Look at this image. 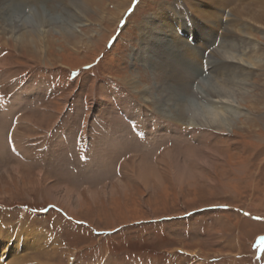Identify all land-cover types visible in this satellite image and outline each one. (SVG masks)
<instances>
[{
    "label": "rangeland",
    "instance_id": "1",
    "mask_svg": "<svg viewBox=\"0 0 264 264\" xmlns=\"http://www.w3.org/2000/svg\"><path fill=\"white\" fill-rule=\"evenodd\" d=\"M40 1L48 3L42 9L57 17L52 26L59 28L69 13L63 5L71 0ZM117 1H109L107 12L115 11ZM260 1L223 0L217 7L210 0H132L119 20L79 29L82 35L95 30L91 44L79 48L58 32L38 48L30 42L15 48L14 39L1 37L0 234L8 228L11 236L0 238V256L8 253L11 262L27 250L36 264H264V55L246 98L254 103H242L246 115L233 122L234 132H187L188 115L178 123L175 109L167 116L151 103L176 86L156 67L155 49L164 64L182 71L175 46L181 39L201 51L216 34L208 16L220 21L222 15L225 24L231 12L256 8ZM193 6L202 14L193 13ZM257 11L264 12V5ZM189 20L205 32L201 40L180 31L186 29L181 21L189 30ZM250 23L242 27L248 35L242 37L250 44L256 40L264 54V29ZM222 35L217 33L215 48ZM209 52H202L205 67L195 87L214 76L217 52ZM132 78L149 87L150 100L129 84ZM249 117L258 125L248 128ZM239 122L246 123L244 129ZM190 146L201 153V163L188 154ZM209 148L214 151L206 159L203 150ZM174 149L188 168V180H176L160 162ZM144 155L163 172L147 185L133 173L135 160ZM56 185L73 188L78 201L70 205L50 192ZM32 232H46L49 241L41 240L39 248L31 238L27 245ZM14 234L25 236L11 240Z\"/></svg>",
    "mask_w": 264,
    "mask_h": 264
},
{
    "label": "bare ground",
    "instance_id": "2",
    "mask_svg": "<svg viewBox=\"0 0 264 264\" xmlns=\"http://www.w3.org/2000/svg\"><path fill=\"white\" fill-rule=\"evenodd\" d=\"M109 1L110 0H71L70 2L65 1V4L64 2H61L60 4L61 5L64 4L63 7H65V9L69 11V13L66 16V18H64L65 20L64 23H62L63 25L60 23V26L58 28V26H55V24L54 26H52L53 23L55 22L58 23L57 17L52 16L49 13V11L46 10L45 8L42 9L44 5L48 4L46 1L41 2L40 0H0V38L4 36L5 37L8 36V38L14 39L16 41L15 42L16 44L15 43H10V44H12L15 48L17 46V43L23 45L24 42H30L32 44L31 45L32 47L38 48L39 46L43 47L41 43H46V45H48L47 39H49L50 35L52 36L54 32H58V34L62 35L65 41L69 42L74 48H79L80 47L79 45L85 47L88 44H91V40H90L91 37H89V35L91 36V34H94L95 30L89 29L88 31L87 30L83 31L84 29H82L81 31L85 32L82 35L79 34L78 32L79 29L83 28V26L84 27L88 26V24L98 23L102 25L103 23H107V22L112 23L119 20V16L122 15L124 10L127 9L128 5L132 2V0H118L114 7L115 11L107 12V9L109 8L108 6L111 5V4L107 5ZM186 1L190 3V0H186ZM210 1L218 5L217 7H221L223 3V0H210ZM167 4H169V2L167 3L165 2L161 4V9L163 11H165ZM263 5H264V0H261L259 2V5L257 7L255 6L256 8L253 7V8H248L246 10L240 9L238 11H234L233 13L231 12L226 21L228 24L223 23L222 15L220 21L219 19H216L214 15L208 16L207 17L208 25L211 26L213 30H216L215 39L212 44L200 45L199 48H201V51H196L195 47H193L183 39H181L175 45L179 53V56L184 60V68L181 69L182 71H178L177 69L175 70L174 64L171 65L164 64L161 59V54L157 52V50L155 49L158 59L160 61V64L159 63H158L159 65L156 64L157 65L156 67H161L166 72L167 78L170 77L171 80L175 81L176 86L174 84L168 86V87H172V86L174 87L173 90H172L173 87L170 88L171 91L170 92L169 90H167L168 87L166 85L165 86L162 85L161 88L162 89L164 88V90L165 91L167 90L168 92L164 93L163 91H161L163 92L161 93V96L157 95L153 100L151 99L152 100L151 103L154 104L160 112L162 113L164 112L165 114H168L167 116H170L169 108L175 109L177 113L176 121H178V123H182L181 119L182 118L184 119L185 115H188L190 122V124H188L189 125L188 128L191 129L193 133L196 132L198 133V130L200 131L202 128L205 129L209 128L211 131H219L220 134L221 132H227V131L234 132L233 122L237 118L246 115L241 111L243 108L242 103L245 101H246L245 104L247 105L250 102L251 104L254 103L251 100V98L247 100L246 98L248 97L249 94V90H250L249 87L251 86L250 82L251 79H253L254 77V71L260 68V65L263 63L262 58L264 55V54L260 55V49L258 47L259 43L256 40L254 44H250L247 42V40L244 39V37H242V35L244 36L246 34L245 32H243L242 27L247 25L248 22H251L254 23V25L264 29V12L257 11L258 7ZM26 8L30 9L28 12L30 13V16L28 18H30L33 15L31 20L25 17ZM172 9H176V8L173 7ZM191 10L195 14H202L201 11L198 10L197 7L195 6H193ZM203 14L206 13L204 12ZM231 17L234 18L236 17L235 19L238 20L237 21H235L234 19L232 20ZM8 23H10L11 26L6 25ZM189 23L191 24V26L189 27V30H187L188 26L186 22L183 23L181 21L180 24L186 25V27L184 25L186 31L184 29H180V31H184V34L181 32L179 33L183 34L184 36H186L187 33L188 37H192L194 34H196V37L200 38L199 40H201L204 37L205 32L203 30L197 31L195 29L194 22L192 20H189ZM146 26L148 28L145 27L144 29L146 30L147 34H150L151 32L147 31L148 29L150 30V26L147 25V23ZM145 30H143L144 34H146ZM220 31H223L224 36L222 35L221 37L222 40L221 41L219 40L220 45H217L218 47L215 48L214 45L217 40L216 38L217 33ZM245 36L247 37L248 35ZM146 47H150L151 50L154 49L147 44ZM208 50L210 51L209 55L217 52V56L216 57L213 56V57L221 61V66L219 65L218 67L219 62L215 60V62H213L212 64H214V67L217 66V68L215 69L213 68L214 70L212 72L210 70V74L211 75L213 74L215 77L214 76L206 77L205 80L201 81V84H199V86L195 87L193 81L195 82L196 80H198V77L203 73L202 52L206 53V51ZM25 52L30 53L28 47L25 49ZM196 62L197 65L195 64ZM204 67L205 65L203 66V68ZM131 81L132 82L129 84L135 90L141 91L144 94L143 98L146 101L150 100L148 96L151 93L149 87L141 85V82H139L137 79L132 78ZM142 87H144V90H142ZM194 88H196L195 90L197 92V96L195 94L196 92L194 93V95L197 98L193 96L192 89ZM177 89L180 90L181 92L180 94L176 92ZM157 92L159 93V91ZM168 93L170 94L169 97L163 95ZM162 97H164V100L162 99ZM194 98L196 100H194ZM199 99H203V101H205L207 104L199 102ZM255 105L256 104H253L251 108L253 112L258 113L260 110L259 106H255ZM247 122H249L248 124H250L248 128H251L253 125L257 126L259 120L249 117L247 119ZM237 124L241 125V128L244 129L246 123L239 122ZM195 127H197L196 129L197 131L195 130ZM212 149L214 148L203 150L204 151L203 154H205L206 159L209 158L207 154L214 151ZM187 151L188 154H190V157L194 159L196 162L199 163L202 162L201 153L198 152V150L190 146L187 147ZM148 158H149L148 156L144 155L142 158L136 159L134 162L135 165L133 167L134 176L137 178V180L142 181L144 185H147L148 179H150L151 181H159V176L161 177V174H163V172L159 169L158 166L157 168L151 166V163L148 162L149 160ZM160 162L167 163L169 165L167 171L168 172L172 171L173 172L172 174L174 177H176V180L183 181L186 179L188 180V178L191 177L188 168L183 164V161L180 159L177 150L175 149L168 150L164 154ZM204 162H206L205 159ZM161 178H163V176ZM49 190L50 192L54 191L56 193H60L61 196H63V198L68 203H70V205L74 204L75 201L78 199L75 190H73V188L66 185L62 189L60 185H56L50 187ZM30 234L31 235H29V238H27V245H29L31 238H33V242L35 246H39V248H41L40 244L43 245L42 241L44 242L47 240L49 241V237L46 232L45 234L39 232L38 233L32 232ZM14 235L12 236L11 240H14L13 238L15 237L17 238L18 236H23L24 234L21 235L14 234ZM10 236H11V229L8 228L5 230V232L0 234V238L7 239ZM19 240L21 241L20 238ZM34 251H36L35 248ZM21 252L22 254L20 255H18L17 253L14 254L11 262L6 261L8 258V253L2 254L0 256V264H3L2 263L3 258L5 259L7 264H36L34 262H31V260H29V257H27L28 254L27 250H26L27 254L26 252H23V250Z\"/></svg>",
    "mask_w": 264,
    "mask_h": 264
}]
</instances>
